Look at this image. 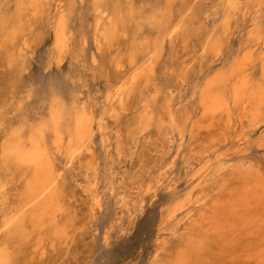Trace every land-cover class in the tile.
<instances>
[{"label":"rangeland","instance_id":"374dc122","mask_svg":"<svg viewBox=\"0 0 264 264\" xmlns=\"http://www.w3.org/2000/svg\"><path fill=\"white\" fill-rule=\"evenodd\" d=\"M91 4L51 0L39 19L23 16L31 44L24 60L19 41L0 47V118L8 126L45 117L55 87L108 128L102 138L94 121L85 149L58 165L74 224L66 242L41 257L28 235L16 264H143L159 248V261L188 249V264H264L257 258L264 249V101L260 117L254 114L264 90V0H104L99 23L120 21L111 42L100 36L105 26L95 28ZM63 14L70 15L69 41L58 64L53 28ZM133 41L138 56L130 67ZM237 62L225 91L229 117L204 115L205 83ZM140 70L125 111L105 100L123 75ZM244 76L251 96L234 105L231 89ZM153 90L158 96L150 99ZM80 187L97 189L100 210L91 211V195Z\"/></svg>","mask_w":264,"mask_h":264},{"label":"bare ground","instance_id":"6f19581e","mask_svg":"<svg viewBox=\"0 0 264 264\" xmlns=\"http://www.w3.org/2000/svg\"><path fill=\"white\" fill-rule=\"evenodd\" d=\"M9 1H11L10 4H8ZM49 1L51 0H0V47L15 44L19 41L18 53L20 58L24 60L26 51L30 49L31 44L29 35L22 32L23 16L29 15L30 19H39L43 16ZM79 1L83 2V0ZM103 1L92 0L91 14L94 16L95 28L100 27V25L105 26V29L100 31L102 40L111 42L115 39L117 26L120 21L110 19L105 25L99 23L102 19ZM69 17L70 15L68 14L59 15L53 28V52L58 64L68 46ZM172 29L176 33L179 27L175 24ZM136 45L133 41L132 48L134 51L128 58L130 67L135 64V58L138 56V53L135 51L137 49ZM254 51L255 49L253 48L249 51L248 63L252 64L255 62L250 57ZM215 54L213 53V55ZM10 57L12 60L16 58L12 55ZM243 60L244 58L242 57ZM258 61L263 77V52L258 58ZM147 62L148 60L144 62V65ZM119 64L121 63L118 58L115 65L119 66ZM239 65L235 67L233 65L232 72L217 73L219 75L215 79L205 83L199 101L202 107H204L202 108L205 110L204 115L209 114L212 118L215 114H225L226 117H229L227 94L225 91L232 74H235L238 68L240 70ZM141 73L143 72L140 70L136 71L133 75H123L117 81V87L113 95H107L105 100L121 108L122 111H125L123 108L125 100L137 88V80L140 78ZM216 88H221L222 90L219 91ZM252 89L251 83L246 78H241L240 81L235 82L230 92L234 105L243 104V101L251 94ZM154 91L149 94L150 97H148L150 99H155L158 96L157 93L159 91ZM257 95L259 98L257 104L259 106L256 104L257 112L254 114L256 117H260V106L262 107L264 101V90L260 89ZM30 97L31 92L29 90L26 99ZM48 98L49 101L44 106L45 117L38 122L30 123L25 118H22L15 125L8 126L5 116L0 118V264H16L20 255L22 256L20 253L21 247H25V244H27L26 241L30 236L36 238L32 245V254H37L41 257L46 255L48 251L54 250L59 243L66 242L74 224L66 214V192L63 182L60 179V168L58 165L64 168L77 157L82 149H85L86 144L90 142L92 137L94 121L96 122L97 131L102 138L105 137L108 130L107 126L103 124L102 119H93L84 108L77 105L74 94L63 93L55 87H50ZM146 98L141 101H144ZM251 116H253L251 118L255 121L256 117L253 114ZM147 118L150 121L151 117L149 115ZM172 121L173 119H171ZM249 123L247 125L252 128ZM254 123H252L253 126ZM263 134L260 133L261 137ZM242 137L244 138L245 135ZM102 145L106 149V154H108L110 149L107 138L103 139ZM242 170L239 169L238 173ZM244 172L243 174L246 173ZM248 173H246V176L247 174L249 177L253 175V172L251 175V172ZM241 180L244 181V179ZM254 184L253 186L259 187L257 186L258 184ZM75 185L79 186L80 184L75 183ZM260 187L262 186L260 185ZM80 188H82V192H89L91 195L93 205L91 211L93 212L95 209L100 210L101 194L97 192V189L94 188L90 191L85 187ZM177 211L175 209L169 215L167 213V219H172ZM232 212L234 213L235 211L232 210ZM28 235L29 237H27ZM159 251L160 248L156 249L155 254L143 264H188V249L186 251L180 250L172 260L166 261H159L157 259ZM190 256L192 255L190 254ZM248 258L250 257L248 256ZM257 258L259 259V263L264 261V249L258 253Z\"/></svg>","mask_w":264,"mask_h":264}]
</instances>
